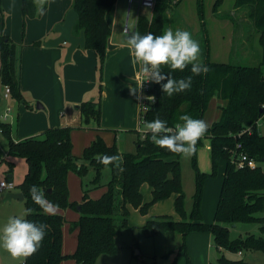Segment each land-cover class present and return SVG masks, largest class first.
<instances>
[{"label":"trees","instance_id":"trees-1","mask_svg":"<svg viewBox=\"0 0 264 264\" xmlns=\"http://www.w3.org/2000/svg\"><path fill=\"white\" fill-rule=\"evenodd\" d=\"M118 0H73L72 7L79 14L74 26V34L85 32V49L95 51L103 72L107 57L108 42L112 27L107 21ZM3 0H0L2 8ZM224 3L216 0L214 10ZM170 0H157L151 18L140 15L136 30L141 35L151 32L162 35L166 31L167 15ZM236 7L249 5L248 17L258 36L259 43L264 48V0H236ZM47 8V6H45ZM200 19H204V0H197ZM22 13L25 18L35 17L33 0H22ZM205 59L202 61L209 71L206 74L193 76L191 89L169 97L161 91L160 85L153 83L150 95L155 96V102L149 110L142 112V121L150 122L159 115L166 120L169 127L175 128L182 123L179 117L189 114L194 119H203L209 103L214 96L225 101L221 107V117L208 127L204 137L211 143V159L213 171L204 173L196 171V192L193 197V208L189 216L185 210V192L183 190L182 166L180 155L171 153L154 145L150 135L139 134L136 137L135 152H121L117 144L109 145L98 136L84 149L78 157L73 153L72 128L69 126L49 128L43 137H29L14 140L12 124L5 122L0 116L1 134L9 144L8 155L24 158L27 162V172L19 192L25 196L27 209L32 214L26 218L46 224L47 234L38 252L25 257L23 264H61L72 258L77 264H97L102 254L115 255L119 252L116 244V234L119 230L130 228V207L147 214L151 204L176 193V208L182 215V220L176 221L169 215L155 216L147 220L144 232L147 236L177 231L182 234L183 243L180 251H186L187 237L192 232H208L213 236L220 264H254L244 259H229L225 251L243 253L244 251H261L264 253V235L250 234L245 237L232 238L230 226L239 223H259L264 233V134L258 131L257 121L264 106V60L257 66L234 63H218L210 59L209 38L205 39ZM21 53L13 39L0 35V81L2 86L11 88L12 96L18 102H26L20 80ZM165 73L170 70L163 68ZM174 79L186 78L191 73V66L184 71L170 73ZM102 92L97 99L85 100L79 108L87 122L94 120L100 126L102 119ZM249 127L251 131L247 130ZM203 139V138H202ZM202 139L197 143L198 147ZM241 144L238 147V144ZM243 151L256 159V168H238L234 153ZM102 154L116 155L123 158V171L109 165L97 162ZM224 161L225 171L223 184L217 204L215 222L206 223L202 211V198L205 180L218 174L220 163ZM0 162H7L12 173L14 162L6 160L0 149ZM110 168L111 180L107 190L97 199L90 196L86 189L81 202L70 200L68 177L71 171L85 176L91 170L93 187H100L104 170ZM149 183L152 187L153 199L144 202L142 186ZM37 185L45 192L48 200L58 205V208H76L79 220L75 226L79 229L76 250L69 255L63 253L66 222L64 215L45 214L32 202L29 187ZM188 264L190 262L188 261ZM212 264V263H211Z\"/></svg>","mask_w":264,"mask_h":264},{"label":"rangeland","instance_id":"rangeland-1","mask_svg":"<svg viewBox=\"0 0 264 264\" xmlns=\"http://www.w3.org/2000/svg\"><path fill=\"white\" fill-rule=\"evenodd\" d=\"M139 1H117L111 11V14L114 11L116 13L114 16L115 27H112L111 37L125 40L123 27L131 26L135 29V20L138 13L145 12L148 18L152 17L153 9L143 7ZM215 2L216 0H204L206 23L203 24L200 22L197 0H170L171 4L166 12V30L171 28L173 31L176 29L189 31L192 37L199 42L202 61L205 59V39L208 36L211 61L249 66L262 64L264 48L260 45L259 36L248 17L250 6L236 7V0H224L218 11H215ZM72 4L73 0H49L43 16L36 15L35 17L25 18L22 13V0L3 2L2 8H0V35L10 36L16 43L18 52L22 54V66L19 71L21 79L27 77L31 81H35L37 76L39 82L36 90L31 93H25L22 89L25 103L18 102L13 96L9 99L2 96L4 100L0 102L1 119H3L7 109L11 108L7 119H3V121L12 124L13 136L18 140L33 136L43 137L44 132L49 128L69 126L72 128L73 153L78 157L83 155L84 149L98 136H101L109 145L117 144L123 152H135V136L137 137V135L134 130L142 129L144 131L142 119L134 122L130 120L122 125L115 117V111L112 109L113 105L111 104L107 108V120H104L105 113L102 109V119L98 127L97 122L94 120L87 122L80 108H77V104L71 103L73 96L81 91L83 87L90 89L94 86V95L92 94L89 100L94 97L98 99L100 88L103 86V81L105 82L104 77L106 79V76H108V81H110L111 74L106 69L102 72L98 60L92 67L89 61L90 53L95 54V52L91 49L78 50L73 54L72 60L68 62L66 61V53L62 61L55 64L53 53L56 52H45V48L41 46L46 42L45 37L47 34L53 32L56 25L59 24L58 18L66 15ZM96 59L98 58L96 57ZM48 65H50L49 68H55L53 70L48 69ZM262 66L264 69L263 64ZM139 72L141 74V70ZM92 76H94V81ZM111 85L113 86V84ZM122 90L123 84L120 89H113L117 102L120 97L133 100V95H128L127 89L121 95L118 94ZM137 100L139 106L138 118H140L142 112L141 90ZM39 104L43 105V108H38ZM223 105L225 103L219 97L214 96L211 99L204 115V120L207 121L209 127L221 117V107ZM60 113H62V116ZM258 131L264 134V125L261 122L258 124ZM0 149L6 160L14 162L12 173H8L7 162H0V181H7L9 174H12L15 184L14 189L0 192V226H2L6 223L8 217L22 215L27 209L25 200L7 198L10 191L19 192L18 185L22 183L27 172V162L21 157L7 156L9 144L1 133ZM180 162L183 190L186 195L184 207L187 216H189L196 192V171L200 170L204 173L213 171L210 139L203 137L196 153L190 158L180 156ZM224 171L225 163L222 161L218 168V174L209 176L205 180L202 211L204 221L209 224L215 222L217 198L223 184ZM93 176L92 170L83 177L75 171L69 173V197L72 202H81L84 191L88 188L90 189V196L94 199L100 198L104 194L107 190L106 185L112 176L110 168L104 170L100 187L91 185L90 181ZM142 193L144 202L152 201V187L149 183L143 185ZM177 196L176 193H173L154 202L148 208L147 214L130 207L129 225L131 227L119 230L116 234V244L119 247V252L115 255L102 254L98 258L97 264H188V261L190 264H220L214 241H212V249L209 248L210 251H208L204 248L208 246L209 241L205 240L204 237L194 236L191 243L188 241L189 238L187 239L186 251H180L183 237L177 231H168L150 237L145 234L143 227L151 217L169 215L176 221L182 220V215L176 208ZM56 213L62 214L66 218L63 227V253L66 255L72 254L78 244L79 229L75 226V222L79 220V211L73 207L67 209L57 207L52 214ZM260 215L263 216L264 212ZM260 227L261 225L255 222L234 224L230 226L231 237H245L250 234L264 235ZM193 233L195 232L190 234ZM225 256L229 259H244L248 263L264 264V253L261 251L249 250L244 251L243 254L225 251ZM24 260L25 257H11L9 253L0 247V264H23ZM61 264L77 263L72 258H68L62 261Z\"/></svg>","mask_w":264,"mask_h":264},{"label":"clouds","instance_id":"clouds-1","mask_svg":"<svg viewBox=\"0 0 264 264\" xmlns=\"http://www.w3.org/2000/svg\"><path fill=\"white\" fill-rule=\"evenodd\" d=\"M36 15L45 14V6L49 0H33ZM131 15V14H129ZM123 36L133 57L131 63L140 65V70L145 76L144 81L137 87H130V94L137 95L144 82L160 85L161 91L169 97L191 89L192 77L206 74L209 68L201 60L199 42L192 37L189 31L171 28L162 35L151 32L141 35L131 26L123 28ZM191 66L192 75L174 79L170 74L173 71H184ZM167 67L170 72L165 73ZM149 101H155L154 96H148ZM146 110H149L146 107ZM182 123H177L175 128L169 127L166 120L156 116L143 125L145 135H150V141L159 148L190 158L197 151V143L208 131V123L203 119H194L189 114L179 117ZM97 162L104 166H113L123 171V158L121 155L102 154L97 157ZM29 196L45 214L54 213L58 205L48 200L45 192L37 185L29 187ZM32 209H26L22 215L8 217L6 223L0 226V247L13 258L30 257L42 246L47 234V225L42 222L32 221L26 217L32 214Z\"/></svg>","mask_w":264,"mask_h":264},{"label":"crops","instance_id":"crops-1","mask_svg":"<svg viewBox=\"0 0 264 264\" xmlns=\"http://www.w3.org/2000/svg\"><path fill=\"white\" fill-rule=\"evenodd\" d=\"M6 1L7 0H3V2H6ZM71 8H72V6H71ZM109 14H111V12H109L106 16L107 21L111 27H115V17L114 16L116 15V13L114 11V12H112L111 16H109ZM140 15L145 16L146 14H145V12L138 13L136 20H135V30H136V26H137V20H138ZM65 16L66 15L60 16L58 18V22L62 23L65 19ZM204 16H205V14H204ZM200 22L205 24L206 23L205 18L200 19ZM56 36H57V34L55 33V31L48 33L47 36L45 37V41H47L51 38H54ZM41 46H42V48H45V52H56V53H53L55 64H58L59 62L62 61L65 54L67 53V48H68V44H62V45H59L57 47H47L45 45V43H43ZM52 49H54V50L51 51ZM82 49H85V48H78L75 52H77L78 50H82ZM90 54H91L90 55L91 57H90L89 61L93 67V65L97 62L98 59H96V57H97L96 53L95 54L90 53ZM132 59H133V57L130 53L128 46L125 43V40L114 39L113 37H110L109 42H108V48H107V57H106V61L104 64L105 67L103 68V72L106 69L111 74L110 81H108V79H109L108 76H106V79L104 77L105 82L103 81L102 109L104 110V113H105V119L104 120H107V117H108L107 108H109V106H111V104L113 105L112 109H114V111H115V117L117 118L118 121H120L122 123V125H124L125 123H127L130 120H132L134 122V121H138V120L142 119V116L140 118H138V107L139 106H138V100H137V98H139L141 89H139L137 95H135V96L133 95V100H129L125 97H120V99L118 100L119 103L117 102L116 95L114 94V91H113L114 88L120 89L122 84H123V90L121 92H119L118 94L121 95L122 92H126V89H127L128 95H131L130 94V87L139 88L140 81H139L138 77L140 74V72H139L140 65L137 64L134 66L131 63ZM111 65H113V67H111ZM21 66H22V54H21L20 70H21ZM49 67H50V65H48V69H51V70H53L55 68V67L54 68H49ZM92 71H93V69H92ZM64 75H65V72H64ZM94 76H95V74H94ZM94 76H92V80H93ZM20 80H21V87L25 93H31L32 91L36 90L37 83L39 82V78L37 76L35 77V81L34 80L31 81L27 77L21 79V74H20ZM126 81H128V82L126 83ZM111 84H113V86ZM0 87H1L0 88V102H1L4 100V98H2V96L4 94V87L2 86L1 81H0ZM93 88H94V86H92V88H90V89L83 87V89L81 91L77 92L73 96V99H71V103L77 104V108H79L78 104H80L82 101L89 100V97H91L92 94L94 95V89L95 88L94 89ZM95 98L96 97L91 98V99H95ZM224 103H225V101H224ZM38 106H40L39 108H43V105H41V104H39ZM60 115L62 116V113H60ZM134 131H137V132L139 131L138 132L139 134L145 133L142 129H136ZM13 138L15 140H18L14 136H13ZM135 140H136V136H135ZM119 150L121 152H123L121 149H119ZM210 150H211V143H210ZM7 156L11 157L9 155H7ZM220 192H221V190H220ZM220 192L218 194V198H217L218 200H219ZM217 204H218V201H217ZM137 210H139V209H137ZM194 236H199L201 238L204 237L205 240L209 241L208 246L205 247L204 249H206L208 251H210L209 248L212 249L213 236L210 233H208V232H199V233L195 232L193 234H190L187 237V239L189 238L188 241L190 243L194 239ZM139 253H141V252H139ZM217 253H218V251H217ZM239 254H243V253H239Z\"/></svg>","mask_w":264,"mask_h":264},{"label":"water","instance_id":"water-1","mask_svg":"<svg viewBox=\"0 0 264 264\" xmlns=\"http://www.w3.org/2000/svg\"><path fill=\"white\" fill-rule=\"evenodd\" d=\"M79 19V14L75 8H70L67 12L65 19L62 23H59L55 27L56 37L51 38L45 42L47 47H57L62 44H68L66 61H71L73 53L78 48H85L86 38L85 32L82 30L79 35L74 34V26ZM40 107V106H39ZM38 107V108H39ZM260 112L263 114L264 109H261ZM8 181L13 182L12 174H9ZM8 199L19 198L24 200L25 196L22 192H10L7 194ZM220 257V254H218Z\"/></svg>","mask_w":264,"mask_h":264},{"label":"built area","instance_id":"built-area-1","mask_svg":"<svg viewBox=\"0 0 264 264\" xmlns=\"http://www.w3.org/2000/svg\"><path fill=\"white\" fill-rule=\"evenodd\" d=\"M139 2L143 7L153 9L156 5L157 0H140ZM144 79H145V76L141 72V74L139 76L140 84L144 81ZM152 86H153L152 82H144L143 87L141 88V92H142L141 111L143 113L147 111L146 107L150 108L151 105L153 104V101H149L147 99L148 96H154V95L148 94V92L151 90ZM3 97L5 99H9L12 97L11 88L9 86H4ZM263 109H264V106H263ZM10 111H11V108H8L6 113H4V115H3L4 120L7 119ZM142 112H141V114H142ZM142 119H143V116H142ZM260 122H261V124L264 125V113L262 114L261 118L258 119L257 125ZM251 130H252V128L249 127L247 130H244V131L246 132V131H251ZM1 131H2V128L0 127V133H1ZM240 146H241V144L239 143L238 147H240ZM233 161L235 162V164L237 165L238 168H245V167L256 168L258 165V162L256 161V159L250 157L247 153H245L243 151H237L236 153H234ZM14 188H15L14 182H9L8 180L7 181H5V180L0 181V192L1 193L5 190H12Z\"/></svg>","mask_w":264,"mask_h":264}]
</instances>
